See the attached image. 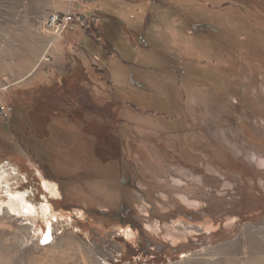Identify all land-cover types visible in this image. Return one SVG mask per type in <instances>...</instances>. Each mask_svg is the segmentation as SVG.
Wrapping results in <instances>:
<instances>
[{"label":"rangeland","instance_id":"rangeland-1","mask_svg":"<svg viewBox=\"0 0 264 264\" xmlns=\"http://www.w3.org/2000/svg\"><path fill=\"white\" fill-rule=\"evenodd\" d=\"M13 54L0 103L51 85V120L38 140L29 110L13 133L0 116L1 185L47 202L53 233L0 187V264H264V0H0L6 83ZM74 59L85 78L62 81Z\"/></svg>","mask_w":264,"mask_h":264},{"label":"trees","instance_id":"trees-1","mask_svg":"<svg viewBox=\"0 0 264 264\" xmlns=\"http://www.w3.org/2000/svg\"><path fill=\"white\" fill-rule=\"evenodd\" d=\"M88 36L90 37V40L92 42H95V39H92V37L90 35H88ZM73 62L75 64L73 69H69L67 71L68 67L64 68V72H63L62 76H60L62 81L70 80L73 78H75L77 80L78 79L82 80L83 78H85V75H83V74L85 73L86 69H84V67L81 65L79 60L74 59ZM87 70L91 71V76H93V75L95 76V74H98L97 69H95L93 65H91ZM64 73H66V74H64ZM96 76H98L99 81H102L106 85H109L108 77L102 76L100 74L96 75ZM56 82H58V80ZM50 88H52L51 85H43V87L39 86L38 89H36V91L34 92V95L28 97V100L25 102L26 104L20 105L21 104L20 103L19 105L15 104L12 106L11 113L12 112L15 113L16 108H22L25 110H29L27 112H28V117H29L28 119L30 120V124L27 127H25L24 135L28 134L30 131L39 130L40 134L38 135V140L45 139L46 137H48V134H49V127L48 126H49L51 118L48 115L44 116L45 115L44 109L40 105V100H41L42 96L44 95L45 91L49 90ZM29 99H30V102H29ZM33 102H34V105L36 103L37 106L33 105V107H30L29 105L33 104ZM11 113H10V116L6 119L8 122H6V120H5V123L7 126V128H6L7 131L13 133V128L16 126L15 125L16 119H15V117H13V114L11 115ZM18 116H19V114H18ZM34 121H36V124H34ZM77 128L83 132L81 127H77ZM84 134L87 135L86 133H84ZM88 136H91L92 139H94V142H96V143L98 142V138L95 137L94 135H88ZM24 138H26L25 140L30 141V142L32 141L31 139H33L30 136H26ZM102 155H103V153L97 154V157L100 158ZM106 157H108V156H106ZM108 158L105 159L104 161H107L110 159V158L109 159Z\"/></svg>","mask_w":264,"mask_h":264},{"label":"bare ground","instance_id":"bare-ground-1","mask_svg":"<svg viewBox=\"0 0 264 264\" xmlns=\"http://www.w3.org/2000/svg\"><path fill=\"white\" fill-rule=\"evenodd\" d=\"M4 173L5 171L1 170L0 187H2V190L10 191L9 183L6 180L4 181V184L1 185V179L4 177ZM7 197L8 200L6 207L11 212V215H17L19 218L24 217L23 221L30 229H33V231L37 229L38 231H41V234L44 233L43 243H47L52 238L53 233V219L51 218L52 214L47 202H43L41 204L39 203L38 206H36L25 198V192L20 191H14V193L10 191V193L7 194ZM36 218H41L43 225H45L43 230H41V227L38 229L34 224L36 222ZM41 234L40 236H42Z\"/></svg>","mask_w":264,"mask_h":264},{"label":"built area","instance_id":"built-area-1","mask_svg":"<svg viewBox=\"0 0 264 264\" xmlns=\"http://www.w3.org/2000/svg\"><path fill=\"white\" fill-rule=\"evenodd\" d=\"M72 15L69 11L52 12L45 19V24L54 32L62 30L71 22ZM11 113V106L0 103V116L7 119Z\"/></svg>","mask_w":264,"mask_h":264},{"label":"crops","instance_id":"crops-1","mask_svg":"<svg viewBox=\"0 0 264 264\" xmlns=\"http://www.w3.org/2000/svg\"><path fill=\"white\" fill-rule=\"evenodd\" d=\"M91 1V0H90ZM87 7V6H86ZM86 7L85 6H83L82 7V9H86ZM73 38V37H72ZM58 41V40H57ZM56 40H55V43L57 42ZM59 42V41H58ZM54 44V43H53ZM53 52H54V50H53ZM13 60H12V63L10 62V64H8L7 65V69H8V72H9V77H10V80L6 83L5 81H4V79H2L3 78V75H1L0 76V86H8V87H10V86H14V84L16 83V82H21V78H22V73H21V63H20V60H16V59H18V57L17 56H15V54H13V58H12ZM16 60V61H15ZM6 69V70H7ZM34 68H32L31 67V69H30V71H32ZM3 71H5V68H4V70ZM30 73V72H29ZM28 73V74H29ZM28 74H26V75H28ZM26 75H25V77H26ZM8 84V85H7Z\"/></svg>","mask_w":264,"mask_h":264}]
</instances>
